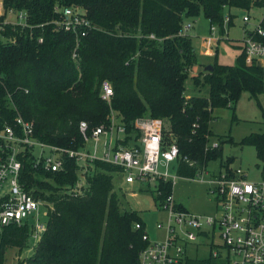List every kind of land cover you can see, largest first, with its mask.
<instances>
[{
	"label": "trees",
	"instance_id": "trees-1",
	"mask_svg": "<svg viewBox=\"0 0 264 264\" xmlns=\"http://www.w3.org/2000/svg\"><path fill=\"white\" fill-rule=\"evenodd\" d=\"M64 7L81 10L93 30L78 39L57 30L56 11ZM251 7L263 8L264 0H2L3 11L23 12L27 26L4 25L0 31V130L19 117L32 124L33 138L41 144L77 150L82 146L79 122L93 128L111 116L125 134H133L132 122L147 116L164 121L163 129L175 140L181 158L176 178L193 179L215 160L230 175L233 159L221 161L220 136L210 149L211 114L229 108L234 120L233 106L241 93L254 100L264 94L261 70L255 61L247 63L243 53L231 66L213 61L211 71L189 78V88H203L204 96L185 94L195 54L185 37L189 26L184 29L182 23L200 15L215 31L217 43L231 26L228 11ZM181 29L186 30L182 35ZM103 82L111 89L108 102L99 98ZM224 137L234 144L229 135ZM238 145L253 146L257 159L263 158L264 130L248 134ZM18 159L19 183L50 207L26 264L136 261L146 243L133 225H143L136 213L119 207L111 181L118 168L93 161L85 169L83 188L74 190V160L64 157L62 170L52 173L34 166L30 153ZM171 188L169 181L154 184L152 198L159 207ZM172 209L183 208L177 204ZM28 238L26 223L0 227V264L6 249L22 251Z\"/></svg>",
	"mask_w": 264,
	"mask_h": 264
},
{
	"label": "built area",
	"instance_id": "built-area-1",
	"mask_svg": "<svg viewBox=\"0 0 264 264\" xmlns=\"http://www.w3.org/2000/svg\"><path fill=\"white\" fill-rule=\"evenodd\" d=\"M262 9L263 13L253 28L243 35L242 53L247 63H257L264 82V7ZM56 12L60 16L54 23L56 29L71 33L75 39L83 38L93 30L79 9L64 7ZM10 16L15 19L12 24L6 22ZM0 18V31L4 25L27 26L23 12L3 11L2 0ZM248 22L249 16L241 17L243 25ZM37 42L40 43L41 39ZM71 59H75L74 54ZM110 97V86L103 82L99 98L108 102ZM77 129L82 146L71 150L36 141L32 135V124L19 117L14 119L12 126L2 127L0 227L26 223L29 237L35 239H39L45 229L42 219L46 220L47 208L50 207L25 191L18 181L21 170L18 158L25 152L33 156L34 166L52 173L62 170L64 157L74 160L77 172H85L93 161L108 164L118 168L115 176L129 188L135 184H156L157 181H169L172 185L171 178L176 179L175 174L171 177L169 170L175 172L181 158L173 136L163 129L159 120L147 116L135 119L132 122L133 134H125L123 127L117 125L111 116L107 124L88 128L86 123L79 122ZM216 147V143L211 142L210 149ZM183 160L186 161L185 158ZM258 161L260 166L254 168L255 179L248 178L240 166L228 167L230 175L222 169L210 173L204 169L206 180H201L202 172L195 177L205 186L206 196L212 202L210 215L172 209L177 204L170 194L167 195L160 204L161 209L168 211L167 221L164 226H155L164 233L161 241L150 242L144 228L139 224L133 225L134 230H142L141 241L146 243L133 264H177L186 257L187 246L196 251V246L200 245L197 240L207 247L209 264H264V156Z\"/></svg>",
	"mask_w": 264,
	"mask_h": 264
},
{
	"label": "rangeland",
	"instance_id": "rangeland-1",
	"mask_svg": "<svg viewBox=\"0 0 264 264\" xmlns=\"http://www.w3.org/2000/svg\"><path fill=\"white\" fill-rule=\"evenodd\" d=\"M225 12L227 10H224ZM232 15L231 26L224 29L221 40L216 43L215 31L208 29V22L200 15L190 19L183 20L182 26L188 27L185 37H189L191 45L194 49L195 63L193 69L188 73L186 79L185 94H194L204 96L205 90L202 88L200 92L196 88L190 87L191 76L202 73L205 67L211 65L212 62L218 66H231L235 63V58L242 53V41L246 30H251L256 21L262 15V8H250L246 11H238L230 9L228 11ZM249 16V22L246 25L241 23V17ZM15 19L10 16L6 18L7 23H13ZM225 22V20L223 21ZM182 28V29H183ZM180 31L181 35L186 31ZM0 37V42H2ZM216 54L214 57V51ZM234 120L231 119V110L229 108L216 109L212 111L211 120L208 125L209 131L213 136L212 143L215 138L220 136L221 161L226 162V158H232L229 162V167L240 166L246 173V176L254 177V167L259 165V161L255 154L253 146L238 145L240 140L250 133L258 134L264 130L263 114H264V94H260L256 99L248 98L246 93H241L232 110ZM159 122H161L159 120ZM164 124L165 122L162 121ZM161 122V124H162ZM163 126V125H162ZM229 135L234 144L227 142L224 137ZM215 137V138H214ZM219 160L210 161L205 168L206 173L216 171ZM235 164V166L232 164ZM83 172V173H82ZM76 172L77 184L79 189L83 188L81 184L84 171ZM171 177L175 172L169 170ZM201 180H206L207 176L204 172L200 174ZM173 184L170 191V196L175 204L180 205L187 212L195 215H210L213 212V205L210 199L206 196L205 186L197 179H180L171 178ZM113 190L116 192L119 199V207L124 211H132L136 213L143 225L144 232L150 242H159L163 239L164 233L162 230H157L155 226L160 224L164 226L167 221V210L161 209L157 202L153 200L154 184L148 185L135 184L133 187H128L123 184L122 180L117 176H112ZM77 187L74 190L78 189ZM73 189V188H72ZM45 222V219H42ZM38 239L29 237L26 243V248L19 251L15 248H8L4 252L3 264H26L24 261L28 259L33 252L34 246ZM200 245L186 250V258L177 264H195L207 261L208 249L200 240H197ZM215 243H219L215 240Z\"/></svg>",
	"mask_w": 264,
	"mask_h": 264
},
{
	"label": "crops",
	"instance_id": "crops-1",
	"mask_svg": "<svg viewBox=\"0 0 264 264\" xmlns=\"http://www.w3.org/2000/svg\"><path fill=\"white\" fill-rule=\"evenodd\" d=\"M264 122V121H263ZM261 133V132H260ZM250 134H254V133H250ZM232 139V138H231ZM233 141V140H232ZM234 162H232V164H233ZM234 166H235V164H233ZM257 166V165H256ZM258 166H260V165H258ZM255 168V167H254ZM249 178H252V179H255L256 178V171H254V177H249ZM188 248H193V247H191V246H187L186 247V249H185V254H186V250L188 249Z\"/></svg>",
	"mask_w": 264,
	"mask_h": 264
},
{
	"label": "water",
	"instance_id": "water-1",
	"mask_svg": "<svg viewBox=\"0 0 264 264\" xmlns=\"http://www.w3.org/2000/svg\"><path fill=\"white\" fill-rule=\"evenodd\" d=\"M203 71H204V72H209V71H211V66L206 65V66L203 68ZM220 150H221V149H220Z\"/></svg>",
	"mask_w": 264,
	"mask_h": 264
}]
</instances>
